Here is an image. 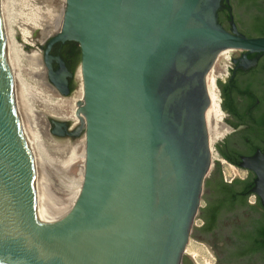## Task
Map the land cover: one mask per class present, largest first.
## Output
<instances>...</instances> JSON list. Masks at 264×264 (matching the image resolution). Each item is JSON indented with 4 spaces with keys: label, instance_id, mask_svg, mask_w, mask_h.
Returning a JSON list of instances; mask_svg holds the SVG:
<instances>
[{
    "label": "water",
    "instance_id": "water-1",
    "mask_svg": "<svg viewBox=\"0 0 264 264\" xmlns=\"http://www.w3.org/2000/svg\"><path fill=\"white\" fill-rule=\"evenodd\" d=\"M224 2L66 0L29 58L6 50L0 18V264L181 263L223 178L218 161L208 175L205 75L223 50L264 53V36L224 29ZM65 45L81 56L70 74L50 55ZM239 167L264 209V154Z\"/></svg>",
    "mask_w": 264,
    "mask_h": 264
},
{
    "label": "flooded vegetation",
    "instance_id": "flooded-vegetation-1",
    "mask_svg": "<svg viewBox=\"0 0 264 264\" xmlns=\"http://www.w3.org/2000/svg\"><path fill=\"white\" fill-rule=\"evenodd\" d=\"M237 1L224 2L218 12V20L224 29L230 31L232 18L237 31L245 36L247 30L242 27L243 19L236 12ZM71 47L65 45L60 52L50 51V55L62 59L68 74L73 73ZM243 54V51L232 52L226 79L218 84L220 106L221 109L224 107L222 111L230 133L218 148L223 162L246 174L244 178H232L229 181L217 178L213 181L209 200L205 202L199 217L201 224L190 235L200 244L208 246L214 260L212 264H235L241 261L264 264V209L259 197L250 190L246 191L247 186H253L254 173L239 167L242 157L253 156L257 151L264 154V53L247 54L246 59ZM53 63L54 71L58 70L57 63ZM65 78L70 91L71 77ZM226 108L233 110L228 113ZM221 184L228 189L218 190ZM251 198L254 200L251 201ZM234 217L243 222L224 223V220ZM212 240L221 242L222 247L231 243L233 248L229 253H218ZM180 264L206 263L197 254L189 253L182 257Z\"/></svg>",
    "mask_w": 264,
    "mask_h": 264
},
{
    "label": "rangeland",
    "instance_id": "rangeland-1",
    "mask_svg": "<svg viewBox=\"0 0 264 264\" xmlns=\"http://www.w3.org/2000/svg\"><path fill=\"white\" fill-rule=\"evenodd\" d=\"M64 2L65 0H0V12L2 13L0 14V18L2 20L3 31L8 36V40H10L9 43L11 42L10 47H12L9 51L12 52L13 55L28 58L40 52L47 43L51 32L57 28V20L59 16L63 14L61 8ZM224 81L221 82L223 83ZM229 134L230 133L224 135L219 141L226 138ZM219 141H216L210 146L211 166L208 175L213 170L214 161H218L220 163L223 179L229 181L236 177L244 178L245 172L236 170L234 171V173L237 172L236 175H230L228 171L230 166L226 162L221 163L222 159L214 147ZM216 158H218V160ZM202 194L203 187L201 196ZM250 200L253 201L254 199L251 198ZM204 206L205 202L200 199L199 207L204 208ZM198 214L199 210H197L193 218L191 229L192 227L198 228L201 224ZM189 253L197 254L198 258H203L206 264H212L214 261L212 252L208 246L206 244H200L197 240L190 237V234L184 255Z\"/></svg>",
    "mask_w": 264,
    "mask_h": 264
},
{
    "label": "bare ground",
    "instance_id": "bare-ground-1",
    "mask_svg": "<svg viewBox=\"0 0 264 264\" xmlns=\"http://www.w3.org/2000/svg\"><path fill=\"white\" fill-rule=\"evenodd\" d=\"M1 3H3V2H1ZM65 7H66V0H65L64 4L62 5V8H61L63 11V14L65 11ZM0 14H2V13L0 12ZM63 14H62V16H59V18L57 20V27L61 24V22L63 20ZM3 15H5V14H3ZM0 17H1V15H0ZM4 25H5V23H4ZM3 30L4 29L2 27L5 48H6V50L9 51V49H12V47H10L11 42L9 43L10 40H8V36L6 35V33H4ZM240 50L241 49H226V50L219 52L218 55L215 57L209 71L207 72V74L205 75V78H204V85H205V89H206V94H207L208 100L210 102V104L206 107V110L204 112V120H205L206 132H207V137H208L209 152H210V146L212 144H214L216 141H219L224 135L229 133V128H228V126H226V124L223 121V119L225 117V113L222 112V110L220 108L221 107L220 106L221 100H220V95H219V89L216 85V80L226 77L225 75L227 73V69L231 65V61H230L231 57L230 56H231L232 52L240 51ZM221 163H224V162L221 161ZM229 168L230 169L228 171L230 172V175H236L237 172L234 173V171H236L237 169L232 167V166H230ZM192 254H194V253H192Z\"/></svg>",
    "mask_w": 264,
    "mask_h": 264
},
{
    "label": "trees",
    "instance_id": "trees-1",
    "mask_svg": "<svg viewBox=\"0 0 264 264\" xmlns=\"http://www.w3.org/2000/svg\"><path fill=\"white\" fill-rule=\"evenodd\" d=\"M237 5L239 7L245 8V17L248 19V24L250 25V30L245 33L246 37H263L264 36V0H238ZM71 59H72V72L79 64L81 56L79 48L75 45L71 47ZM248 94L252 95L253 93ZM222 109L224 107L222 106ZM230 113L233 109H225ZM236 165V164H235ZM252 184L247 186L246 191L249 192ZM228 188L221 184L218 190L226 191Z\"/></svg>",
    "mask_w": 264,
    "mask_h": 264
},
{
    "label": "built area",
    "instance_id": "built-area-1",
    "mask_svg": "<svg viewBox=\"0 0 264 264\" xmlns=\"http://www.w3.org/2000/svg\"><path fill=\"white\" fill-rule=\"evenodd\" d=\"M225 77L224 78H220V81H224ZM217 155V154H216ZM218 160V158H216Z\"/></svg>",
    "mask_w": 264,
    "mask_h": 264
}]
</instances>
